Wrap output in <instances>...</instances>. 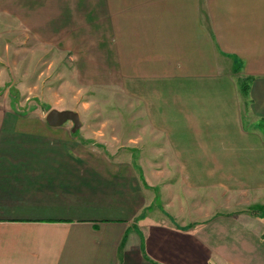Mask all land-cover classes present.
<instances>
[{"label":"crops","instance_id":"0c3cea01","mask_svg":"<svg viewBox=\"0 0 264 264\" xmlns=\"http://www.w3.org/2000/svg\"><path fill=\"white\" fill-rule=\"evenodd\" d=\"M91 1L136 151L0 107V264H264V0Z\"/></svg>","mask_w":264,"mask_h":264},{"label":"rangeland","instance_id":"374dc122","mask_svg":"<svg viewBox=\"0 0 264 264\" xmlns=\"http://www.w3.org/2000/svg\"><path fill=\"white\" fill-rule=\"evenodd\" d=\"M105 13L104 1L0 0V107L15 108L18 120L45 122L52 108L77 111L81 135L112 153L122 145L135 153L128 141L136 132L128 129L137 122L136 100L126 97L108 49ZM249 78L236 75L241 95ZM261 206L242 212L264 217Z\"/></svg>","mask_w":264,"mask_h":264},{"label":"water","instance_id":"95a60500","mask_svg":"<svg viewBox=\"0 0 264 264\" xmlns=\"http://www.w3.org/2000/svg\"><path fill=\"white\" fill-rule=\"evenodd\" d=\"M45 120L50 125H60L67 120L73 122L72 130H75L81 123L79 113L71 109H55L52 108L45 114Z\"/></svg>","mask_w":264,"mask_h":264},{"label":"trees","instance_id":"16d2710c","mask_svg":"<svg viewBox=\"0 0 264 264\" xmlns=\"http://www.w3.org/2000/svg\"><path fill=\"white\" fill-rule=\"evenodd\" d=\"M243 92L246 90V83H245V86L242 88ZM264 208V206H261L260 209Z\"/></svg>","mask_w":264,"mask_h":264}]
</instances>
